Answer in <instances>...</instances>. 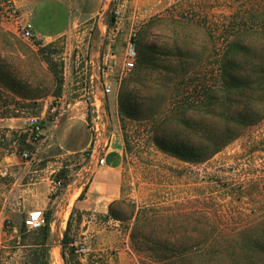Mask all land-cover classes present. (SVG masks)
Segmentation results:
<instances>
[{
  "label": "rangeland",
  "instance_id": "1",
  "mask_svg": "<svg viewBox=\"0 0 264 264\" xmlns=\"http://www.w3.org/2000/svg\"><path fill=\"white\" fill-rule=\"evenodd\" d=\"M35 1L11 0L6 4L0 0V29L6 34L0 33L2 224L6 225V206L18 202L14 193L31 176L28 171L45 165L43 160L26 168L17 163L18 153L32 148L24 137L26 120L36 118L46 128L61 96L66 102L78 95L90 98L87 81L91 73L94 90L99 91V71L96 66L91 71L88 60L101 63L106 57L109 66L119 65L124 45L134 35L135 67L102 99L108 120L106 136L112 140L109 152L120 146L123 150V203L112 207L119 219L107 215L89 220L75 209L69 213L67 205L80 195L82 198L83 191L77 197L59 196L49 211L51 216L55 213L57 229L72 213L68 235L74 249L71 253L68 246L65 260L60 258L65 223L61 236L48 240V245L38 251L46 248L48 264H55V260L58 264H80L82 256L98 264H201L189 255L196 251L191 246H197L206 231L222 232L236 246L242 240L261 236L264 147L258 144L264 119L205 161H199L204 158L203 152L214 150L218 144L215 119L206 117L210 120L208 129L199 127L195 134L190 127L179 129L190 138L184 160L154 144L151 120L170 109L176 83L199 70L200 62L212 53L213 45L218 46L217 40L225 36L236 15L247 7H264V0H156L143 8L135 7L134 0H115L87 24L70 28L49 41L37 35L34 43H28L15 34L5 12L15 6L27 13ZM117 6L121 10L118 21L113 14ZM90 111L87 103V118ZM186 116L194 119L195 114L189 109ZM162 129L167 132V125ZM208 135L210 140L205 139ZM84 154L80 165L76 161L74 167L80 171L79 177L59 178L63 195L68 184L71 193L77 187L84 190L90 182L94 160ZM65 213L66 221H62ZM21 228L25 229L23 223ZM54 245L57 254L53 255ZM9 257H0V264H13ZM263 259L262 252L252 264Z\"/></svg>",
  "mask_w": 264,
  "mask_h": 264
},
{
  "label": "trees",
  "instance_id": "2",
  "mask_svg": "<svg viewBox=\"0 0 264 264\" xmlns=\"http://www.w3.org/2000/svg\"><path fill=\"white\" fill-rule=\"evenodd\" d=\"M2 1L7 4L11 0ZM224 32L225 36L217 40L218 46L213 45L212 53L200 62L199 70L176 83L170 109L157 113L151 120L154 144L179 160L185 159V146L190 140L180 128L190 127L195 134L199 127L208 129L210 120L206 117L215 119L219 128L218 144L214 150L203 152L204 158L199 161H205L264 119V7H247L240 11ZM0 33L6 35L2 29ZM189 109L194 112V119L186 116ZM163 125H167V132L162 129ZM210 137L208 135L205 139L210 140ZM258 145L264 147V132ZM57 176L65 177V174L60 171ZM122 203L118 201L110 206L108 216L118 220L112 207ZM71 215L59 243L62 260H65V248L69 246L71 253L74 249L68 235ZM44 217V226L36 230L43 246L49 237L50 211H46ZM228 237L216 230L204 232L197 246H191L196 251H192L189 257L196 258L201 264H252L256 255L264 253V232L253 240H242L238 246L231 244ZM32 255L34 264H48L46 248L40 252L34 250ZM257 264H264V259Z\"/></svg>",
  "mask_w": 264,
  "mask_h": 264
},
{
  "label": "crops",
  "instance_id": "3",
  "mask_svg": "<svg viewBox=\"0 0 264 264\" xmlns=\"http://www.w3.org/2000/svg\"><path fill=\"white\" fill-rule=\"evenodd\" d=\"M151 2L155 3L156 0H134L135 7L139 8L147 7ZM105 6L104 0H37L29 6L30 11L24 14L29 16L36 36L38 35L42 41H49L70 28L96 19L102 14ZM86 105V100L82 96L78 95L70 99L68 108L58 123L53 125L49 122V126L43 128V142L38 146L35 160L29 163L17 158L18 165L24 168L42 160L45 161V165L40 168L33 167L28 171L31 176L21 183L13 196L18 199V202L11 201L4 210L6 225L2 224L0 218V257L10 255L9 259L13 260V264H33L32 252L47 246V244L41 245L37 233H33L35 231L21 228L29 212L37 210L45 213L53 208L59 196L77 197L83 191V197L75 198L67 207L70 206L69 213L75 209L82 214L81 216L86 215L89 220H92L95 217H106L110 206L122 200L123 150L121 146L104 155L103 166H96L94 161L95 169H92L90 182L84 190L82 187H77L70 193L71 185L68 184L64 187V195L61 192L54 197L49 194L51 170L56 173L62 171L66 177L80 176V171H76L74 167H76V161H80L78 163L80 165L83 153L89 148L91 140L86 123ZM66 214L63 215L62 221ZM54 215L53 212L49 225V241L58 239L62 233L60 229L64 227L62 222L57 229ZM56 247V245L53 246V255L57 254ZM9 248L11 251L6 252ZM79 262L80 264H98L85 256H82Z\"/></svg>",
  "mask_w": 264,
  "mask_h": 264
},
{
  "label": "built area",
  "instance_id": "4",
  "mask_svg": "<svg viewBox=\"0 0 264 264\" xmlns=\"http://www.w3.org/2000/svg\"><path fill=\"white\" fill-rule=\"evenodd\" d=\"M105 4L115 0H104ZM115 20L118 21L121 17V10L119 6L113 11ZM5 18L10 22L14 28L15 34L23 41L34 43L36 40V33L33 25L27 14L21 13L15 6H10L5 12ZM137 58L136 40L134 35L130 37L123 48L122 58L119 65L113 64L109 66L106 63V57L101 58V63L95 62L92 59L88 60V66L91 71L96 69L99 71L98 81L100 90L93 86L94 75L89 74L87 81L88 93L92 96L87 97L86 104L91 106V111L87 119V128L91 134L90 145L87 151L83 154L95 161L96 166H103L104 155L109 151L111 145V136H106V128L108 127V120L104 114L103 100L104 97L118 88L122 80L130 74L135 67ZM68 108L65 96H61L56 106L52 108L51 123L56 125L59 119L65 114ZM24 133L26 135V142L32 148L22 149L18 153V157L25 162H33L37 156V149L43 142L44 131L40 122L36 118H28L25 122ZM57 173L54 170L50 172V187L49 194L54 197L60 193L63 184L61 179L56 177ZM45 224V217L41 211L29 212L23 220L24 227L29 231H36L42 228Z\"/></svg>",
  "mask_w": 264,
  "mask_h": 264
},
{
  "label": "bare ground",
  "instance_id": "5",
  "mask_svg": "<svg viewBox=\"0 0 264 264\" xmlns=\"http://www.w3.org/2000/svg\"><path fill=\"white\" fill-rule=\"evenodd\" d=\"M66 216H67V215L64 216V220H66ZM63 224H64V222H63ZM63 224H62V225H63ZM55 264H58L57 260H55Z\"/></svg>",
  "mask_w": 264,
  "mask_h": 264
},
{
  "label": "water",
  "instance_id": "6",
  "mask_svg": "<svg viewBox=\"0 0 264 264\" xmlns=\"http://www.w3.org/2000/svg\"><path fill=\"white\" fill-rule=\"evenodd\" d=\"M107 6H108V5L106 4L105 8H107Z\"/></svg>",
  "mask_w": 264,
  "mask_h": 264
}]
</instances>
